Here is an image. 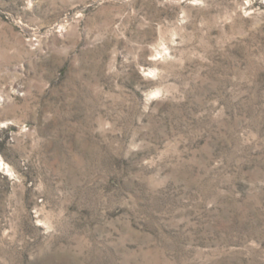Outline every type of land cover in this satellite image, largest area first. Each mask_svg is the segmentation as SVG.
Wrapping results in <instances>:
<instances>
[{"label":"rangeland","instance_id":"1","mask_svg":"<svg viewBox=\"0 0 264 264\" xmlns=\"http://www.w3.org/2000/svg\"><path fill=\"white\" fill-rule=\"evenodd\" d=\"M0 264H264V0H0Z\"/></svg>","mask_w":264,"mask_h":264}]
</instances>
